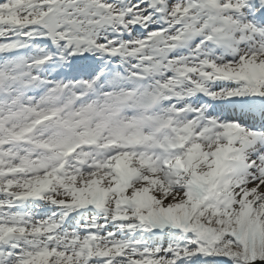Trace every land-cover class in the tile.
Listing matches in <instances>:
<instances>
[{"label": "snow or ice", "instance_id": "6c2138e0", "mask_svg": "<svg viewBox=\"0 0 264 264\" xmlns=\"http://www.w3.org/2000/svg\"><path fill=\"white\" fill-rule=\"evenodd\" d=\"M0 264H264V0H0Z\"/></svg>", "mask_w": 264, "mask_h": 264}]
</instances>
